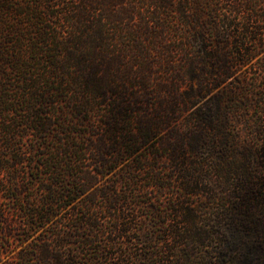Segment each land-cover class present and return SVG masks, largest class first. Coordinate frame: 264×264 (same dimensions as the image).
Instances as JSON below:
<instances>
[{
  "label": "trees",
  "instance_id": "1",
  "mask_svg": "<svg viewBox=\"0 0 264 264\" xmlns=\"http://www.w3.org/2000/svg\"><path fill=\"white\" fill-rule=\"evenodd\" d=\"M177 175L171 261L138 208ZM241 234L264 264V0H0V264H226Z\"/></svg>",
  "mask_w": 264,
  "mask_h": 264
},
{
  "label": "rangeland",
  "instance_id": "2",
  "mask_svg": "<svg viewBox=\"0 0 264 264\" xmlns=\"http://www.w3.org/2000/svg\"><path fill=\"white\" fill-rule=\"evenodd\" d=\"M253 71V70H252ZM254 99V98H252ZM160 100V101H168L170 102L173 99H155ZM227 107V106H226ZM226 109H228V111L232 112L233 110H230L229 107H227ZM247 115L250 117L252 115H256L257 114V104L255 102V100H250V105L248 106V110L246 111ZM241 138L245 137V133L242 132L240 133ZM188 147V146H187ZM165 151V149L163 150ZM189 153V152H188ZM184 154L183 156V160L184 162L187 163H191L192 161V156L189 153ZM190 155V156H189ZM120 156V155H119ZM168 156H171L173 158V162L170 163V165L172 167H174L175 161H178V157L176 156L175 153H171L168 154ZM175 156L177 158H175ZM201 156H203L201 154ZM201 156H199L200 158H202ZM175 159V160H174ZM175 164V165H174ZM164 167H167V164H163ZM162 166V167H163ZM175 170H177L174 167V173H177ZM164 174L166 175L165 170H163ZM181 179L179 178V175H177V177L174 179H172L171 184H173V186H171V188H166L164 192H162L160 198L163 199V204L165 205V210H168L169 216L168 217H163L160 216L157 219V222H155V219H153L151 216L152 214H150L151 210H146L147 207L145 206H141L139 207V212H141V214L144 216V218H146V221L148 222V227L145 228V230L143 231V236L145 237H155L156 240L159 243V249L161 248L162 250H166L169 244V241H163V239H169L171 240L172 246H171V250L167 249V252L170 254V258L171 261H173L175 258H171L173 257L175 254V252H177L178 247H181L184 245L185 241L183 240V236H181V230L183 229V223L180 221V218L178 217L179 213L176 211L175 206L171 205L172 201L174 199V194H181L182 192L180 191V188L182 187L181 184ZM156 189L151 190V192H148V197L152 196L154 197L155 194H157L158 192H156ZM183 196V195H181ZM207 193L203 192L201 193L198 197H188L185 198V200L188 201H193L194 203H201V200H205L207 199ZM140 199L142 200H146L148 201L145 196H140ZM177 207V206H176ZM171 215H173L174 217H172ZM175 218V219H173ZM10 219L17 223L18 227L20 228V231L17 233V237H19L20 233H21V229L23 228L22 225L24 223V220L22 218V216L18 215L15 212H11L10 213ZM240 240H239V247H234L233 246H229L226 248V254H230L233 255L235 249L236 252L238 251V258L234 257V258H229L228 263L226 262V264H233V261L237 260L238 263L237 264H255V263H260L261 259L260 257L256 258L258 256V254H256V252L254 251V245H256L255 242V237L253 238V236L251 235H245V234H241L240 235ZM16 242V240H14ZM34 245V243L32 244ZM193 250L196 253H205L213 258H211L212 263L210 264H217L218 259L219 260H224L225 261V257L222 256H218L216 257L217 252L220 249V246L218 243H213V242H206L203 244H194L193 246ZM158 249V250H159ZM109 250L111 252H120V247L118 246V244L112 246L109 248ZM241 253V254H240ZM164 258V256H162ZM233 257V256H232ZM222 258V259H220ZM16 264V263H15ZM203 264V263H200Z\"/></svg>",
  "mask_w": 264,
  "mask_h": 264
}]
</instances>
